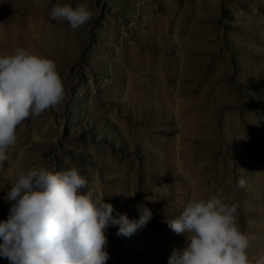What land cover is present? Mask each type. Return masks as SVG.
<instances>
[{
	"label": "rangeland",
	"instance_id": "1",
	"mask_svg": "<svg viewBox=\"0 0 264 264\" xmlns=\"http://www.w3.org/2000/svg\"><path fill=\"white\" fill-rule=\"evenodd\" d=\"M57 3L94 19L72 30ZM19 47L55 62L67 95L24 122L0 170L76 167L114 215L145 204L135 234L108 228L107 264H167L185 236L166 220L193 196L236 204L249 258L264 255V0H0V56Z\"/></svg>",
	"mask_w": 264,
	"mask_h": 264
},
{
	"label": "clouds",
	"instance_id": "2",
	"mask_svg": "<svg viewBox=\"0 0 264 264\" xmlns=\"http://www.w3.org/2000/svg\"><path fill=\"white\" fill-rule=\"evenodd\" d=\"M50 17L72 30L94 19L87 3H57ZM66 95L52 60L24 47L0 56V166L9 161L8 150L24 122L61 105ZM246 138L245 133L237 139ZM4 178L10 183L4 196L10 207L0 220V257L9 264H107L108 228L119 226L117 235L130 237L153 215L145 204L136 205V219L114 215L111 203L83 191L87 180L76 167L63 172L9 167L0 170ZM245 184L241 178L236 187ZM192 188L195 192L194 183ZM226 199L193 196L177 218L166 220L175 234L185 236L184 246L173 248L167 264H253L248 255L252 237L239 226L237 205ZM255 264H264V255Z\"/></svg>",
	"mask_w": 264,
	"mask_h": 264
}]
</instances>
